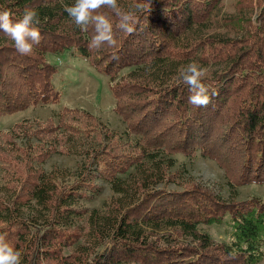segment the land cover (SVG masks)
Listing matches in <instances>:
<instances>
[{"label":"trees","instance_id":"1","mask_svg":"<svg viewBox=\"0 0 264 264\" xmlns=\"http://www.w3.org/2000/svg\"><path fill=\"white\" fill-rule=\"evenodd\" d=\"M242 1L236 2L241 7L237 17L219 23L234 32L214 40L199 32L218 22L222 0H118L126 10L143 5L136 10L134 31L119 30L115 14L101 9L113 23L117 44L97 50L89 48L94 28L81 31L65 11L75 0H0V10L10 9L14 20L34 8L42 36L30 55H21L0 32V117L56 101L52 76L57 67L47 55L73 47L109 77L114 111L126 121L127 134L137 138L122 142L117 132L103 128L107 145L86 153L94 169L84 166L73 183L59 189L41 168L26 167L12 200L14 190L4 189L0 234L22 251L21 264H42V258L46 264H254L264 258V202L259 198L223 201L193 182L182 183L178 191L149 187L165 176L159 153L190 156L197 149L233 183H264V0L255 7L251 0ZM180 60L182 68L194 60L204 67L209 60L220 65L203 79L207 107L190 105L189 86L179 72L170 73ZM28 122L0 131L5 147L0 146V162L12 175L15 158L24 163L28 149L16 138L35 137L41 143L34 147L36 158L44 160L48 141H53L49 150L56 151L64 138L95 136L97 128L87 112L68 107L58 112L56 122L37 121L36 128ZM61 148L60 153L66 151ZM95 178L114 192L131 189L135 199L124 205L111 200L106 212L93 209L85 227L76 226L74 218L82 211L74 204L99 192ZM226 217L228 242L214 241L199 228Z\"/></svg>","mask_w":264,"mask_h":264},{"label":"rangeland","instance_id":"2","mask_svg":"<svg viewBox=\"0 0 264 264\" xmlns=\"http://www.w3.org/2000/svg\"><path fill=\"white\" fill-rule=\"evenodd\" d=\"M238 1L240 0H222L221 8L217 15L218 22L209 28L203 29L204 32L200 31L199 33L202 34V37L221 40L227 34L233 33L234 31L230 30L232 28L231 25H224L222 22L221 26H219V23L224 19L228 20L229 16L232 17L237 13V10L241 9L236 3ZM242 3L243 1L241 0L239 4ZM251 3L255 7L257 0H251ZM235 4L237 5L236 8ZM255 13L256 10L253 11L251 16L253 24H255ZM237 15L234 17H237ZM72 50L73 47L61 54L47 55L48 60L57 67L52 76V83L58 91V99L52 103L32 104L22 111L1 116L0 131L8 130L13 124L21 120L29 121L28 124L31 128H36L37 121H49L52 119L56 122L58 112L62 108L68 107L78 111L84 110L94 118L97 127L95 136L93 134L90 137H86L85 134L80 133L71 140L64 138L63 141L65 142L57 145L56 151L55 149L49 150V147L53 146V141L50 140L44 145L45 153H47L44 160H41L39 157L36 158L37 152L34 150V147L41 143L35 137L27 141L25 138H16L15 143L17 145H27V157L25 162L21 164L20 160L15 158L13 166L9 169V171H14V175L10 174L4 168L3 163L0 162V196L4 194L5 188H8L9 193L13 189L14 192L10 198L12 200L20 190L21 183L18 177H24L26 167V170L29 168H41L45 173L50 175L51 181L59 189L73 183L79 177L80 171H83L84 166L94 169V166L88 162L86 153L93 147L98 149L103 145H107V140L102 132L103 128L117 132L122 142L132 143V141L137 139L135 135L127 134L126 121L114 111L116 100L108 87L109 77L99 73L88 63L86 58L73 53ZM174 62L170 64L174 65ZM198 62L200 63V61ZM180 63H176L175 68L173 67L170 73L173 74V71L176 73L180 72L183 61L180 60ZM219 66L217 62L214 63L209 60L206 67L208 68L207 74L216 70ZM2 142L3 140L0 139L1 149H4L5 147L2 145ZM60 148L66 149V151L60 153ZM158 151L162 152L161 150H157L156 154ZM158 156L161 158L157 157V163L161 166L165 176L163 179L157 178L156 183L150 185V188H165L178 191L182 189V183L193 182L201 187L203 186L206 190L214 192L223 201L246 200L254 196L264 202V183H250L246 185L233 183L224 169L213 159L200 154L199 149L190 156H184L180 153L166 156H163V153H159ZM168 159L173 161V166L168 167L170 165ZM130 173H133L136 177L140 175L134 168L130 169ZM126 177L125 175L121 176V178H125L126 180L131 178V176ZM4 180L8 181L5 182ZM94 183L100 187L99 192L90 195V197L79 199L74 204L77 210L82 211L81 214L74 218V225L76 226L85 227L87 215L93 209L106 212L108 206L111 205V200L118 203V205H124L135 199V195L132 194L131 189L122 190L118 193L112 191L110 185L100 178H95ZM28 211L29 209L25 208V216H27ZM199 228L207 232L214 241L228 242L230 239L231 224L228 217L220 224L199 225ZM262 234L264 236V229ZM186 240L188 241V239ZM262 248L264 249V244ZM254 264H264V258Z\"/></svg>","mask_w":264,"mask_h":264},{"label":"clouds","instance_id":"3","mask_svg":"<svg viewBox=\"0 0 264 264\" xmlns=\"http://www.w3.org/2000/svg\"><path fill=\"white\" fill-rule=\"evenodd\" d=\"M142 7L143 5H134L132 9L126 10L118 4V0H75L71 6H65V11L81 31L87 32L90 27L94 28L95 34L89 48L99 50L104 45L114 47L117 44L113 23L101 9H110L118 19L116 27L130 34L134 31L136 10ZM40 23L39 14L34 8H26L18 20L13 19L10 9L0 10V32L14 42L16 51L21 55H30L34 47L41 43ZM207 72L208 68L197 61L183 66L179 72V77L189 86L188 103L197 108L207 107L210 103L209 89L203 83ZM21 262L22 251L7 239L6 234H0V264ZM42 264H46L43 258Z\"/></svg>","mask_w":264,"mask_h":264}]
</instances>
